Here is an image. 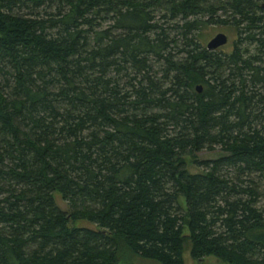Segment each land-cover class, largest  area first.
Masks as SVG:
<instances>
[{"label":"trees","instance_id":"16d2710c","mask_svg":"<svg viewBox=\"0 0 264 264\" xmlns=\"http://www.w3.org/2000/svg\"><path fill=\"white\" fill-rule=\"evenodd\" d=\"M263 1L0 0V264H264Z\"/></svg>","mask_w":264,"mask_h":264},{"label":"rangeland","instance_id":"374dc122","mask_svg":"<svg viewBox=\"0 0 264 264\" xmlns=\"http://www.w3.org/2000/svg\"><path fill=\"white\" fill-rule=\"evenodd\" d=\"M223 32L227 36V41L224 45L218 47L216 51L226 52L230 51L232 49V44L236 38V31L235 28L228 27V26H222V25H208L204 31L202 32V40L203 45L205 46L208 40L213 37L216 33ZM221 154L220 148L218 146H214L211 149H202L199 152L196 153V158L199 161L203 160H209V159H215ZM188 168L192 172L198 171L200 168L194 163H191L188 165ZM54 199L57 205L61 209H66L65 201H63L58 193L54 194ZM182 205L184 203L182 202ZM77 226H88V227H94L91 223L85 222V221H77L75 223ZM185 233L186 230H185ZM182 257L184 260V264H227L223 260L216 258L215 256L209 255L204 257L202 260H195L190 256L189 252V242L188 240H185L184 248L182 252ZM118 264H159L158 262H155L150 259L142 258L136 254H133L129 252L125 247L120 250L119 256H118Z\"/></svg>","mask_w":264,"mask_h":264},{"label":"water","instance_id":"95a60500","mask_svg":"<svg viewBox=\"0 0 264 264\" xmlns=\"http://www.w3.org/2000/svg\"><path fill=\"white\" fill-rule=\"evenodd\" d=\"M264 6V2L262 3ZM227 41V36L223 32L216 33L213 37H211L208 42L206 43V48L209 50H215L216 48L224 45ZM196 90H201V85L196 86Z\"/></svg>","mask_w":264,"mask_h":264},{"label":"flooded vegetation","instance_id":"af4514ba","mask_svg":"<svg viewBox=\"0 0 264 264\" xmlns=\"http://www.w3.org/2000/svg\"><path fill=\"white\" fill-rule=\"evenodd\" d=\"M264 2V1H263ZM263 2H261L260 3V9L258 10V11H256V15H258V16H260V18H261V20H264V6H262V3ZM228 27H232V28H234L233 26H229L228 25ZM235 31H236V35L238 36V34L240 33V32H242L243 30H239V29H237L236 30V28H235ZM240 31V32H239ZM241 34H243V33H241ZM244 35V34H243ZM237 36H236V38H235V40H237ZM234 40V41H235ZM232 48H233V44H232ZM217 49V48H216ZM232 49H230V51H231Z\"/></svg>","mask_w":264,"mask_h":264}]
</instances>
